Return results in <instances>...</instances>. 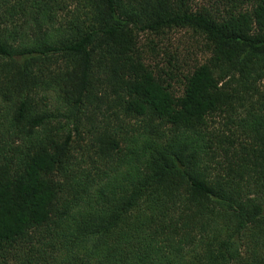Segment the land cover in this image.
Returning a JSON list of instances; mask_svg holds the SVG:
<instances>
[{
  "label": "trees",
  "instance_id": "16d2710c",
  "mask_svg": "<svg viewBox=\"0 0 264 264\" xmlns=\"http://www.w3.org/2000/svg\"><path fill=\"white\" fill-rule=\"evenodd\" d=\"M212 1L0 0V264H264V0Z\"/></svg>",
  "mask_w": 264,
  "mask_h": 264
},
{
  "label": "rangeland",
  "instance_id": "374dc122",
  "mask_svg": "<svg viewBox=\"0 0 264 264\" xmlns=\"http://www.w3.org/2000/svg\"><path fill=\"white\" fill-rule=\"evenodd\" d=\"M64 2L69 5V0H64ZM212 4V0H193L195 7L215 9ZM147 38L153 39L152 43L148 44L145 41ZM142 44L145 46V54L143 56L146 61L152 65L158 64L164 68L169 67L170 62L171 65L177 64L183 71L194 64L203 62L209 56L202 45L204 40L191 29L168 30L161 36L147 35V37L142 38ZM149 45H155L154 47L156 48L152 52L148 51Z\"/></svg>",
  "mask_w": 264,
  "mask_h": 264
}]
</instances>
